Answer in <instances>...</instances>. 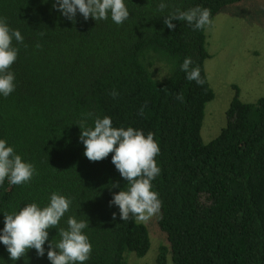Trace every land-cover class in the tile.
I'll list each match as a JSON object with an SVG mask.
<instances>
[{
	"label": "trees",
	"instance_id": "obj_1",
	"mask_svg": "<svg viewBox=\"0 0 264 264\" xmlns=\"http://www.w3.org/2000/svg\"><path fill=\"white\" fill-rule=\"evenodd\" d=\"M241 1L163 0L161 12V0H124L129 18L117 25L110 15L85 21L79 12L69 21L54 0H0V17L24 38L13 41L20 49L10 68L15 90L0 95V139L36 170L26 184H0V232L5 213L31 203L43 208L53 192L71 201L57 228L47 230L43 257L29 249L12 261L0 244V264H51L48 244L60 240L69 216L89 221L83 231L92 252L84 264H127L129 254L148 252L147 228L132 216L122 221L118 206H109L127 189L111 163L114 153L97 162L84 156L78 122L86 113L89 127L109 116L115 128L154 134L161 171L152 191L162 202L158 226L168 242L156 264H166L168 254L172 264H264V98L244 103L235 87L226 126L203 143L205 107L214 99L204 70L206 28L173 20L170 30L163 23L176 8H208L213 19ZM186 57L200 68L203 86L180 70Z\"/></svg>",
	"mask_w": 264,
	"mask_h": 264
},
{
	"label": "clouds",
	"instance_id": "obj_2",
	"mask_svg": "<svg viewBox=\"0 0 264 264\" xmlns=\"http://www.w3.org/2000/svg\"><path fill=\"white\" fill-rule=\"evenodd\" d=\"M167 7L163 0L158 4V10L161 12ZM53 8L72 22H75L77 12L85 21L89 18L94 21L106 20L110 15L117 25L123 24L129 18L124 0H54ZM173 20L184 21L194 30H201L213 24L211 10L200 6L187 10L176 8L165 16L163 23L171 30L175 28ZM23 40L20 31L11 29L6 18L0 17V95L4 97H8L15 90V75L10 68L20 49L14 46L13 41L23 44ZM36 47L38 48L39 44ZM180 70L186 74L188 81H195L199 86L205 84L200 68L193 66L191 57L183 60ZM110 95L115 99L119 93L113 89ZM169 95L173 93L169 92ZM174 95L176 100L184 102L182 93ZM146 106L147 103L138 110L141 117ZM91 116L92 113L83 114L84 118L78 122L79 140L85 148L84 156L91 162H97L114 153L111 163L127 181V189L114 194L109 206H118L122 221H127L132 216L137 222H147L157 215L162 207L158 193L152 191L151 183L161 171L155 160L160 149L154 134L149 132L145 136L141 130L132 127L115 128L109 116L96 117L94 127H89L87 119ZM35 173L33 164L23 162L21 156L15 154L14 149L7 146L5 140L0 139V184L4 183L5 178H8L12 185L26 184ZM112 187H119V184H112ZM70 204L68 198L53 192L49 204L43 208L31 203L18 212L5 213L0 244L6 247L9 259L19 260L29 249H35L37 256L43 257V245L48 241L47 230L57 228ZM115 219L116 214L113 213V220ZM66 223L67 228H59L60 240L55 245L49 242L47 259L51 264H84L92 252V246L83 231L89 227V221L69 216Z\"/></svg>",
	"mask_w": 264,
	"mask_h": 264
},
{
	"label": "rangeland",
	"instance_id": "obj_3",
	"mask_svg": "<svg viewBox=\"0 0 264 264\" xmlns=\"http://www.w3.org/2000/svg\"><path fill=\"white\" fill-rule=\"evenodd\" d=\"M206 27L209 58L204 70L214 99L206 104L201 138L207 144L226 126V111L239 90V99L255 103L264 98V0H243L222 9ZM159 213L143 224L150 237L146 255L127 256V264H156L160 247H168L158 226ZM166 264H172L168 254Z\"/></svg>",
	"mask_w": 264,
	"mask_h": 264
}]
</instances>
